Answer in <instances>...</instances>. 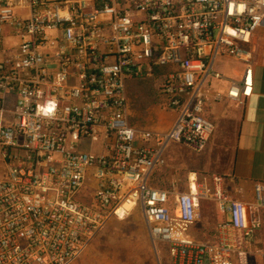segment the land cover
<instances>
[{
	"label": "built area",
	"instance_id": "2783aa9c",
	"mask_svg": "<svg viewBox=\"0 0 264 264\" xmlns=\"http://www.w3.org/2000/svg\"><path fill=\"white\" fill-rule=\"evenodd\" d=\"M260 34L264 0H0V264H70L135 209L172 264H250L263 183L248 203L220 174L190 171L182 186L156 172L171 143L207 148L210 105L251 96ZM228 60L241 71L221 93ZM133 78L157 85L168 128L130 123ZM208 200L224 218L197 240Z\"/></svg>",
	"mask_w": 264,
	"mask_h": 264
},
{
	"label": "crops",
	"instance_id": "0c3cea01",
	"mask_svg": "<svg viewBox=\"0 0 264 264\" xmlns=\"http://www.w3.org/2000/svg\"><path fill=\"white\" fill-rule=\"evenodd\" d=\"M24 9L17 10L18 15L24 16ZM254 63H253V91L251 96L246 99L241 107L230 105L226 100L213 103L208 107V115L212 116L215 122L233 121L236 125L234 145L229 157H224L222 160L215 155L209 157L208 160L198 161L196 154L204 153L207 148L196 153L191 165L188 167L199 173V175L220 174L224 176V184L229 188L234 197L240 198L245 202L252 203L253 187L256 183L264 184V34H260L254 39ZM17 38L7 36L4 44L6 47L15 46ZM9 51H7L8 53ZM4 53H0V59ZM228 63H234L238 66L232 69L230 73H223L226 79L213 81L215 90L225 93L229 79H238L241 64L228 60ZM160 123L153 124L151 127L156 129H166L173 121L170 120L167 124L165 115L158 112ZM170 113V112H169ZM168 114V113H167ZM174 117V114H173ZM166 166L173 167L175 162L173 159L166 160ZM185 162L182 163V166ZM187 166V165H186ZM173 180L179 179L176 174H172ZM186 179V178H185ZM213 218L214 229L219 220L224 218V215L215 210L209 214ZM208 215V216H209ZM207 216V217H208ZM262 226L256 231L253 240V254L250 258V264H264V208L261 210ZM199 224L198 230L195 229ZM208 224V222H206ZM203 225V224H202ZM191 234L197 240H203L201 234V214L199 211L198 219L191 229ZM258 251V252H257Z\"/></svg>",
	"mask_w": 264,
	"mask_h": 264
},
{
	"label": "rangeland",
	"instance_id": "374dc122",
	"mask_svg": "<svg viewBox=\"0 0 264 264\" xmlns=\"http://www.w3.org/2000/svg\"><path fill=\"white\" fill-rule=\"evenodd\" d=\"M237 66V64L228 62L219 64L220 70L227 74L232 72V69ZM126 94L131 124L145 127H151L153 124L162 125L158 112L166 114L165 124L172 120L173 113L167 114L158 108V104L149 107L145 115H142V113L133 109L127 87ZM208 117L214 122L215 131L207 150L198 155L182 145L169 144L165 151V157L166 160L173 159L175 162H173V167L165 166L156 172V181L160 185H167L173 180L172 174H176V177H179L177 179L179 184L183 186L187 173L190 171L194 172L191 166L188 167V164L191 165L195 154L196 158L198 157V161L208 160L214 154L219 156L221 160L230 156L234 145L235 122H215L212 116L208 115ZM183 162H185V165L182 166ZM197 174L199 177L201 176L199 173ZM214 210L215 204L212 201H203L200 205L201 239L203 240H209L213 236L212 231L214 230L215 222L213 218H210L209 214H212ZM198 226L199 224L196 225L195 229L198 230ZM156 248L157 250L154 249L149 240L140 210L135 209L125 219H110L85 250L70 264H172L167 253V245L163 242H157Z\"/></svg>",
	"mask_w": 264,
	"mask_h": 264
},
{
	"label": "trees",
	"instance_id": "16d2710c",
	"mask_svg": "<svg viewBox=\"0 0 264 264\" xmlns=\"http://www.w3.org/2000/svg\"><path fill=\"white\" fill-rule=\"evenodd\" d=\"M156 88L157 85L149 80L129 79L127 89L133 109L145 115L149 107L158 104L160 100ZM212 232L213 236L209 240L215 239V229Z\"/></svg>",
	"mask_w": 264,
	"mask_h": 264
},
{
	"label": "bare ground",
	"instance_id": "6f19581e",
	"mask_svg": "<svg viewBox=\"0 0 264 264\" xmlns=\"http://www.w3.org/2000/svg\"><path fill=\"white\" fill-rule=\"evenodd\" d=\"M132 211H133V210H132ZM132 211H131V212H132ZM130 214H131V213H130Z\"/></svg>",
	"mask_w": 264,
	"mask_h": 264
}]
</instances>
